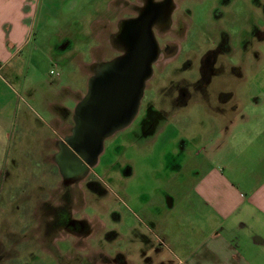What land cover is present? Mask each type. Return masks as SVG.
<instances>
[{
  "label": "rangeland",
  "instance_id": "rangeland-1",
  "mask_svg": "<svg viewBox=\"0 0 264 264\" xmlns=\"http://www.w3.org/2000/svg\"><path fill=\"white\" fill-rule=\"evenodd\" d=\"M110 3L73 0L68 9L59 10L60 0H39L40 18L48 8L59 20H53L52 29L67 21L75 36L60 43L53 34L47 59L45 48L37 54L36 83L30 89L18 87L12 126L6 144H0V264L108 263L115 250L133 257L141 247V233L152 239L157 234L148 230L145 212L165 204L164 189L172 194L188 189L187 176L173 174L181 135L192 134L196 120L203 127L210 121L202 102L183 106V100L205 95V82L211 77L219 81L218 87L222 80L227 82L225 87L234 88L242 101L264 95V0H175L173 15L169 10L160 23L149 11L143 15L152 18L150 32L157 52L137 113L127 126L103 140L86 180L66 182L53 158L57 145L50 102L59 98L54 93L59 78L84 88L76 65L81 58L66 54L88 40L89 17L111 15L114 34L119 20L127 16L120 11H135L126 0ZM82 16L84 22L79 20ZM113 34L102 35L111 47L102 44L95 56L110 60L123 52L120 47L119 53ZM219 41L226 42L228 52L217 56L213 48ZM121 43L124 47L126 40ZM82 58L88 61L91 56L86 52ZM98 64L89 67L90 77ZM31 67L23 65L21 76L30 75ZM67 115L73 121V112ZM175 199L178 204L182 198ZM65 219L86 224L80 231L51 224Z\"/></svg>",
  "mask_w": 264,
  "mask_h": 264
},
{
  "label": "crops",
  "instance_id": "crops-1",
  "mask_svg": "<svg viewBox=\"0 0 264 264\" xmlns=\"http://www.w3.org/2000/svg\"><path fill=\"white\" fill-rule=\"evenodd\" d=\"M71 1L60 0L59 10L68 9ZM40 5L39 0H0V144H6L12 126L18 87L30 89L36 83L38 52L45 48L47 59L53 34L60 43L75 36V29L70 30L73 24L67 21L52 29L53 20H59L48 8L40 18ZM79 20L84 22L83 16ZM111 21L109 14L102 19L90 16L88 40L66 54L81 58L76 65L84 88L61 78L55 82L54 93L59 98L50 102L54 144H63L71 133L73 121L67 113L73 112L86 93L90 68L107 60L94 52L102 44L110 49L102 35L112 34ZM59 50L65 49L61 46ZM86 52L91 59L83 61ZM26 64L32 72L22 77ZM217 83L211 77L205 82V95H189L187 103L183 100V106L202 102L210 121L204 127L194 121L193 133L181 135L184 139L177 144L173 174L186 175L188 189L173 194L164 189L165 204L145 212V224L149 231H156L155 239L141 233V247L133 257L115 250L108 263L98 260L97 264H264V95L253 94L242 101L234 88L225 87L227 82L222 80L220 87ZM175 196L182 198L178 204Z\"/></svg>",
  "mask_w": 264,
  "mask_h": 264
},
{
  "label": "water",
  "instance_id": "water-1",
  "mask_svg": "<svg viewBox=\"0 0 264 264\" xmlns=\"http://www.w3.org/2000/svg\"><path fill=\"white\" fill-rule=\"evenodd\" d=\"M151 22L149 16L136 19L123 52L96 66L86 93L74 107L73 127L63 144H68L78 160L76 166L81 163L85 172L96 164L103 140L127 126L137 113L157 52ZM57 165L65 174L63 166Z\"/></svg>",
  "mask_w": 264,
  "mask_h": 264
},
{
  "label": "flooded vegetation",
  "instance_id": "flooded-vegetation-1",
  "mask_svg": "<svg viewBox=\"0 0 264 264\" xmlns=\"http://www.w3.org/2000/svg\"><path fill=\"white\" fill-rule=\"evenodd\" d=\"M174 2L175 0H126V3L128 5L130 6L135 5L134 6L135 11H133V9L130 6H129L131 8L130 11L122 10L121 8L122 11H120V13L121 12L125 13L127 16L124 19L119 20L118 27L116 28V33L114 34L112 33L114 42L119 46L118 49L119 53L122 51L121 49L124 48L121 42L123 41L125 43V40H127L128 35L132 31L133 23H135L136 18L138 19L141 16L143 17L146 15L145 13L148 14V12L150 11L153 14L151 17H153L155 20L157 19L156 23H160L162 22L165 16L167 17L168 11L173 9L172 5L175 4ZM174 10L175 9L172 10L171 15H173ZM154 26H153V30L155 28ZM226 48H227L226 42H222V44H220L219 41L217 46L213 48V51H215L214 55L215 54L217 56L222 54L224 55L225 52H228V49L226 51ZM180 99H178V102L180 101ZM148 120L149 118L147 117L146 123H148ZM152 123H154V120L152 121ZM56 145H57L56 151L54 153L53 158L56 159V162H59L65 169L64 177L66 182L68 181L74 182L76 180H82V181L86 180L88 175L90 174V170L88 169L85 172L83 170V165L81 163L79 166H76V162L78 160H76L75 157L70 153L68 149V144H56ZM64 162H67L66 163L67 165H65ZM68 217H69V213H68ZM68 217H66V219ZM66 219L64 221L63 220L54 221L51 224H53V227H55V229H65L67 227H70V229L72 230L76 229L78 231L83 229L84 225L86 224L84 220H74L71 223L69 220L66 221Z\"/></svg>",
  "mask_w": 264,
  "mask_h": 264
},
{
  "label": "built area",
  "instance_id": "built-area-1",
  "mask_svg": "<svg viewBox=\"0 0 264 264\" xmlns=\"http://www.w3.org/2000/svg\"><path fill=\"white\" fill-rule=\"evenodd\" d=\"M50 72H52V70Z\"/></svg>",
  "mask_w": 264,
  "mask_h": 264
}]
</instances>
